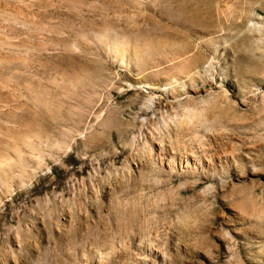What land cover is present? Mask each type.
Instances as JSON below:
<instances>
[{"label":"rangeland","instance_id":"1","mask_svg":"<svg viewBox=\"0 0 264 264\" xmlns=\"http://www.w3.org/2000/svg\"><path fill=\"white\" fill-rule=\"evenodd\" d=\"M22 1L0 264H264V0Z\"/></svg>","mask_w":264,"mask_h":264},{"label":"bare ground","instance_id":"2","mask_svg":"<svg viewBox=\"0 0 264 264\" xmlns=\"http://www.w3.org/2000/svg\"><path fill=\"white\" fill-rule=\"evenodd\" d=\"M22 0H14V4H11L8 0H0V132H6L5 126L6 123L9 121H5L7 116H9V113H12V111L15 109L16 116H21L18 113L21 111L22 108V100L24 96V87L22 83V72L21 71V63H22V57H23V39L20 37V28L24 23V17H23V9H22ZM33 19V18H32ZM34 20V19H33ZM32 20V22H33ZM23 33V32H22ZM23 40V41H22ZM23 48V49H22ZM118 52L121 55H126L125 52L126 50L123 49V47L118 46ZM9 50L13 52L11 54ZM22 52V55H21ZM35 55V54H34ZM35 58V57H34ZM122 60H125L124 57H122ZM14 64L17 67H15V71L11 73H7L5 70L6 68L3 66L9 65V64ZM123 64L124 61H121ZM120 63V64H121ZM5 64V65H4ZM13 65V67H14ZM12 70V69H11ZM36 90L37 87H33ZM31 89H32V84H31ZM34 92V91H33ZM10 94V95H9ZM35 93H31V95H34ZM35 96V95H34ZM30 99L34 100L35 97L33 98L30 96ZM31 100V101H32ZM37 103V100L35 101ZM35 105V104H34ZM9 110L13 109L11 112ZM7 110V111H6ZM14 113V115H15ZM21 113V112H20ZM187 113V112H186ZM11 115V114H10ZM199 115L202 116V111H191L189 112V116L187 118H190L191 120H194V118ZM15 118V116H14ZM20 118V117H19ZM200 118V117H198ZM17 119V118H15ZM22 120V119H18ZM27 120V119H26ZM17 120H15L16 122ZM8 123V122H7ZM11 123V121L9 122ZM21 123V121L17 122ZM14 123L13 124H17ZM18 124V125H19ZM21 125V124H20ZM8 126V125H7ZM10 126V125H9ZM16 126V125H15ZM19 131V129H18ZM18 131H15V135L13 136L15 139V143L13 144L14 149L16 150V159H13L9 156V154L2 152L0 150V184H6L8 180V168H12L16 165L20 164V159L22 158V151L20 150L19 147V141L22 139L21 138V133H18ZM20 132V131H19ZM6 134V133H5ZM23 136V135H22ZM23 140V139H22ZM21 142V141H20ZM1 144L4 145L3 140L0 141ZM8 146V145H7ZM6 147V146H5ZM32 147V145H31ZM182 164V163H181ZM14 177V176H13Z\"/></svg>","mask_w":264,"mask_h":264}]
</instances>
